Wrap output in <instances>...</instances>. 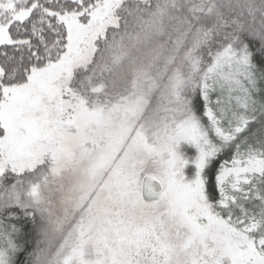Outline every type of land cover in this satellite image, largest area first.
I'll use <instances>...</instances> for the list:
<instances>
[{
    "label": "snow or ice",
    "instance_id": "1",
    "mask_svg": "<svg viewBox=\"0 0 264 264\" xmlns=\"http://www.w3.org/2000/svg\"><path fill=\"white\" fill-rule=\"evenodd\" d=\"M133 36L156 42L140 111L163 171L127 264H264V0H0V264H83L53 251L46 156L77 82L106 87L90 57Z\"/></svg>",
    "mask_w": 264,
    "mask_h": 264
},
{
    "label": "rangeland",
    "instance_id": "2",
    "mask_svg": "<svg viewBox=\"0 0 264 264\" xmlns=\"http://www.w3.org/2000/svg\"><path fill=\"white\" fill-rule=\"evenodd\" d=\"M133 79L123 86L124 98L104 116L84 100H95L86 97L93 91L76 84L82 106L73 113L65 103L67 115L53 127L47 183L40 193L52 224L50 242L53 251L60 244H78L83 264L126 263L128 223L134 214L153 220L159 211L157 202L143 204V177L159 178L163 168L142 139L144 82L134 86ZM53 117L59 120L60 114Z\"/></svg>",
    "mask_w": 264,
    "mask_h": 264
},
{
    "label": "trees",
    "instance_id": "3",
    "mask_svg": "<svg viewBox=\"0 0 264 264\" xmlns=\"http://www.w3.org/2000/svg\"><path fill=\"white\" fill-rule=\"evenodd\" d=\"M125 45L127 47L123 51L120 48L102 47L101 51L93 56L91 64L88 65V73H94L92 84L95 86L104 84L106 87L98 92H90L86 96H96L95 100L92 98L84 100L87 101V106L92 111H97L102 116L112 112L113 106L115 107V104L124 98L126 92L123 86H126L132 78H134L133 83L135 81V84L143 82L139 75L141 61L147 64L152 59L156 42L136 44L135 36H133L131 40H125ZM117 62L120 64L121 71L119 73L109 71ZM77 84L79 83L77 82ZM87 89L91 90V88ZM129 90L130 86L128 92Z\"/></svg>",
    "mask_w": 264,
    "mask_h": 264
},
{
    "label": "flooded vegetation",
    "instance_id": "4",
    "mask_svg": "<svg viewBox=\"0 0 264 264\" xmlns=\"http://www.w3.org/2000/svg\"><path fill=\"white\" fill-rule=\"evenodd\" d=\"M157 202V201H156ZM156 202H145L144 201V205H152ZM138 215V216H137ZM157 214L154 213V216H156ZM135 218L134 220L130 221L128 223V226H129V230H128V236L126 237V246H125V249L127 251V255H128V261L130 259H136V257H134V252H135V249H136V241L139 239V231L144 228V226L152 223L154 221L151 220L150 217H147V218H143L140 219V216L139 214H134ZM137 216V217H136ZM150 218V219H149ZM127 261V262H128ZM127 262L125 263H119V264H127Z\"/></svg>",
    "mask_w": 264,
    "mask_h": 264
},
{
    "label": "water",
    "instance_id": "5",
    "mask_svg": "<svg viewBox=\"0 0 264 264\" xmlns=\"http://www.w3.org/2000/svg\"><path fill=\"white\" fill-rule=\"evenodd\" d=\"M158 181V178L153 175H145L142 180V198L145 202H156L151 198L146 199L147 196V186L149 183Z\"/></svg>",
    "mask_w": 264,
    "mask_h": 264
}]
</instances>
